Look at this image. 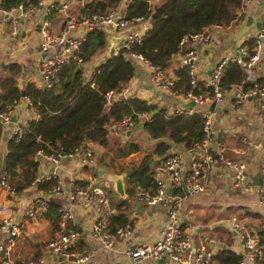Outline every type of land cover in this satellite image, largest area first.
<instances>
[{
	"label": "built area",
	"instance_id": "1",
	"mask_svg": "<svg viewBox=\"0 0 264 264\" xmlns=\"http://www.w3.org/2000/svg\"><path fill=\"white\" fill-rule=\"evenodd\" d=\"M1 1L0 13L8 16L11 34L18 32L22 18L42 12L41 41L37 50L40 55L38 64L39 86L50 87L54 85L59 80L61 70L71 61L72 57L75 56L76 61L81 63L82 58L78 55V51L88 31L95 28L110 27L109 25L114 23L116 29L122 32L115 53L118 49H123L128 57L143 61L148 67L149 79L155 86L169 89L176 95L182 94L188 100L193 99L196 104L208 101L214 106L221 105L227 101L229 94L234 96L236 106L253 99L258 105V118L264 122V80L255 79L254 69L264 53V11L260 18V24L255 28L249 41L237 44L232 55L222 57L210 67L208 85L211 88V94L204 97L193 91L198 83L199 47L212 42L215 28L240 22L247 13L249 0L241 1L235 17L229 24L216 23L200 31L188 32L181 36L178 44L180 49L185 48V50L182 52L180 62L188 66L191 86L185 92L176 87V78L169 76L164 68L151 63L146 57L133 50V46L140 41L144 32L139 25L141 17L125 18L124 11H118L115 8H109L102 12H74L70 9L71 1L74 0H61L60 2L59 0H38L37 4L19 3L9 8H4ZM55 8L60 13L61 28L58 31L52 29V23L48 19V15ZM230 62H235L242 68L244 78L241 82L225 88L221 84V76L224 67ZM95 68H91L86 78V81H90L91 85L93 84L92 76L96 71ZM246 81H251V85L247 88L243 86ZM128 90V85L108 90L105 93L107 103L110 104L114 95L127 97L129 95ZM23 100L24 104L28 105L30 103L29 98ZM20 102L21 100H12L5 110L0 111V120L4 127L11 122V116ZM182 111L192 112V107L187 109L177 107L174 112L180 113ZM197 112L203 117V135L199 141L186 148L190 153V158L186 161L181 152H171L162 161L164 174L156 180V189L152 194L145 193V200L148 203L165 205L167 219L152 243L141 245L127 243L124 264H143L146 259L162 261L165 259L166 262L182 264H208L213 257V251L208 246L193 244L189 232H187L189 225L181 217L184 201L206 189L208 172L217 163H223L230 168L236 187L249 190L254 185L248 173L246 162L242 159L226 157L220 141L215 139L213 120L216 111L214 107L198 110ZM138 116L148 119L149 113L142 111L138 113ZM115 124L130 131L136 127L130 116L123 117ZM26 128V123H17L12 133L20 135ZM242 139L246 142L245 137ZM92 143V141H87L81 148H76L68 153H46L43 149H38L33 156L34 160L38 162L35 183L33 184L51 177H57L59 170L62 169L64 159H74V167H87L92 173L84 182H78L79 179L75 178L68 179L67 197L71 203L77 201L82 207L93 211L92 235L103 246L111 249L119 238L125 237L131 232V224L127 221L114 231L107 229L108 194L105 186L97 179L98 176L95 173L97 156L92 148ZM47 163L53 165L52 171H46L45 166ZM256 186L258 201L264 207V164L259 167V182ZM0 187L10 193L15 192L4 169L0 171ZM167 187L169 192L166 190ZM47 191L59 194L64 189L62 183L58 181L55 186ZM46 208L47 201L37 200L28 205L26 213L30 217H36L39 213L44 212ZM59 210V227L45 242L47 252L57 259L75 262L85 261L87 264H91L88 261L90 252L86 249L78 250L75 245L78 230L75 227L71 204L59 205ZM228 221L238 232L241 241V251H237L240 255L238 264L247 262L258 264L264 260V231L261 236L256 232H251L244 223L235 218H229ZM20 229V225L11 215L0 221V232L3 233L0 237V259H4V264H43L44 260L40 257H30L20 263H16L10 257L14 236L20 232ZM0 264L3 263L0 261Z\"/></svg>",
	"mask_w": 264,
	"mask_h": 264
},
{
	"label": "crops",
	"instance_id": "2",
	"mask_svg": "<svg viewBox=\"0 0 264 264\" xmlns=\"http://www.w3.org/2000/svg\"><path fill=\"white\" fill-rule=\"evenodd\" d=\"M61 0H59L60 2ZM91 0H74L71 1L70 9L74 12L82 11L81 9ZM131 0H120L111 8L118 11H124L125 7ZM238 7L233 8L234 14ZM247 13L252 17L253 23L260 21L264 11V0H249ZM50 13L48 19L53 26L60 25L59 12ZM42 16V12L32 14L22 18L17 33L11 34L9 31V19L5 14L0 13V80L11 73L10 64L17 63L20 67L16 75V85L21 89L27 82H33L39 86L38 64L40 55L37 53L41 41L40 26L37 29V22ZM50 16V17H49ZM243 17V18H244ZM240 22L231 23L227 26L215 28L213 40L205 46L201 52L199 47V57L197 61L198 80L208 85L209 69L222 57L230 56L234 52L237 44L249 41L255 28L258 25L251 24L242 34L235 37ZM41 25V24H40ZM140 28L145 30L148 27L147 21H139ZM109 35H121L122 32L106 27ZM108 40L109 37H108ZM180 49L174 56L172 63L165 67V72L169 76L177 78L174 68L180 64L182 52ZM105 52V51H104ZM103 52V53H104ZM101 56H97L91 64L83 66V75L86 80L91 68H95V61ZM132 58L134 71L130 79L123 85H128L129 95L127 97L138 96L146 99L149 103L155 104L159 109L163 108L167 113H173L177 107L182 108L181 104L188 101L182 94H174L169 89H163L155 86L149 79L147 65L138 58ZM255 79L264 80V53L261 59L254 67ZM118 95H114L116 98ZM125 97V98H127ZM113 99V98H112ZM22 99L19 106L16 107V122L8 123L3 130L0 138V171L4 166L6 155V140L14 130L17 123H26L32 117L33 111L23 103ZM192 111L213 108L216 115L213 120V130L215 139L219 140L223 146L224 154L231 159H242L247 164V170L252 176L264 164V122L258 118V105L255 100L249 99L240 106L234 104V96L229 94L228 99L221 105H212L205 101L191 106ZM149 113V112H148ZM152 114V113H151ZM150 117V113H149ZM144 119V118H141ZM149 119V118H148ZM113 135L122 139L134 137L138 139L141 145L139 151L133 152L126 157H113L111 152L97 143H92L97 156L95 173L105 186L108 196L107 211L109 216H113L120 211L124 205L121 202L126 198L128 206L125 207V213L131 224V232L125 237L119 238L114 247L109 249L92 235L91 226L93 222V211L82 207L77 201L71 203L67 197L68 179H79L78 182H84L92 172L87 167L77 168L73 165L74 159H64L62 169L59 170L57 179L62 183L64 191L59 194L39 189L36 184L24 188L22 191L10 193L0 187V221L8 215L14 217L20 225V232L14 236L11 245L10 257L16 262H23L30 257L39 256L44 260L43 264H87V262L66 261L55 259L54 255L47 252L45 242L58 230L53 226L44 212L39 213L36 217L27 215L29 204L37 200L65 206L71 204L74 213L75 227L78 230L76 237V247L78 250L86 249L90 252L89 260L91 264H124L125 248L127 243L134 245L152 243L159 234L161 226L167 219V208L163 204H150L145 200V192L137 190L130 197L120 196L114 191L111 185L106 183L108 172L125 173L126 176L132 169L134 163L139 162L151 151L148 148L147 133L140 127L135 128L130 133L126 128H120L113 124ZM135 131V132H134ZM246 138V142L243 141ZM155 138L152 139V142ZM157 141V140H156ZM105 149L104 153L101 150ZM171 152H181L183 157L188 161L190 153L183 145L172 144ZM154 159L159 157L154 155ZM47 163L46 171L49 169ZM52 165V164H51ZM150 165L154 171V178L157 180L163 176L164 170L161 164L151 162ZM186 167V166H185ZM49 171V170H48ZM71 173V174H70ZM83 179V180H82ZM126 177H124L125 181ZM253 182V181H252ZM257 185V184H256ZM255 184L249 190L236 187L231 170L223 163L214 164L208 172L206 189L194 196L188 197L182 205V219L189 225L187 232L194 245L202 244L208 246L213 255L221 248L229 246L235 251H241V241L238 232L228 221L229 218H235L244 223L251 232L257 231L264 223V207L259 203L257 197V186ZM127 184L125 183V191ZM259 212L261 216L254 213ZM59 223V220H58ZM69 224V223H68ZM257 226V227H255ZM264 230V229H263ZM257 233V232H256ZM3 233L0 232V237ZM4 264V259H0ZM264 264V260H262ZM143 264H182L176 262H166L162 260L146 259ZM245 264H256L247 262ZM260 264V263H258Z\"/></svg>",
	"mask_w": 264,
	"mask_h": 264
},
{
	"label": "trees",
	"instance_id": "3",
	"mask_svg": "<svg viewBox=\"0 0 264 264\" xmlns=\"http://www.w3.org/2000/svg\"><path fill=\"white\" fill-rule=\"evenodd\" d=\"M120 0H91L82 11H105ZM242 0H131L124 10L125 18L141 17L148 22L139 42L133 50L151 63L165 68L172 63L175 54L180 50L179 40L188 32L200 31L216 23L229 24L235 14L233 8L238 7ZM38 0H2L1 5L9 8L19 3H34ZM56 12L52 10L51 14ZM50 14V15H51ZM50 17V16H49ZM110 31L106 27L95 28L86 33L78 55L75 56L60 72L59 80L50 87L37 86L27 82L21 89L16 85V75L19 72L17 63L10 64L11 73L0 80V111L12 100L29 98L28 108L33 111L26 124L27 128L20 135L11 134L6 140V155L4 166L8 181L15 192L22 191L35 183L38 162L33 156L38 149L46 153L72 152L81 148L87 141H92L111 152L113 157H126L139 151L141 145L138 139L126 137L122 139L113 135V124L125 116H130L136 127L147 133L148 148L151 149L142 160L135 162L126 176L127 196L137 190L152 194L157 186L151 162L161 164L170 153L172 144L183 145L185 148L199 141L203 135V117L196 111L167 113L155 104L138 96L124 98L118 95L107 103L106 92L123 86L132 76L134 65L123 49L96 66L92 76L93 84L84 79L83 66L103 53L108 44ZM177 76L175 85L182 91L190 86V75L186 64L175 66ZM244 78L242 68L235 62L224 67L221 84L228 88L239 83ZM260 81H262L260 79ZM251 81L244 82V87ZM193 91L206 97L211 94L209 85L198 80ZM147 111L149 119H141L138 113ZM155 111V114H151ZM123 128V127H120ZM124 129V128H123ZM4 127L0 120V138ZM136 131V129H135ZM134 131V132H135ZM161 138L152 142L153 138ZM154 155L159 159L155 160ZM58 182L57 177H51L36 183L39 189L48 190ZM124 207L113 216H109L107 229L114 231L127 223L125 207L126 198L121 202ZM44 214L51 219L53 226L59 227V205L47 202ZM256 216L262 215L259 212ZM264 223L255 231L263 234ZM39 256H35L38 258ZM240 255L229 246L219 249L208 264H238ZM20 263V262H19ZM263 262H260L262 264Z\"/></svg>",
	"mask_w": 264,
	"mask_h": 264
},
{
	"label": "water",
	"instance_id": "4",
	"mask_svg": "<svg viewBox=\"0 0 264 264\" xmlns=\"http://www.w3.org/2000/svg\"><path fill=\"white\" fill-rule=\"evenodd\" d=\"M43 16H41L39 18V21L37 22V29H39V26L42 22ZM251 24H255V25H259L260 21H258L257 23H253L252 21V17L249 15H246L241 24L239 25L237 31L234 33V36L237 37L240 34H242ZM110 27H112L113 29H116V25L114 23L109 25ZM121 36L120 35H109V39H110V44L108 46L106 55L101 56L99 59H97L95 61V66H98L99 64H101L102 62H104L106 59H108L109 57H111L112 55L115 54V50H116V46L120 40ZM205 50V46L201 47V52H203ZM195 105V101L193 99H190L184 103L181 104V107L183 109H187V108H191V106ZM155 114V111L152 112V115ZM17 118V113L14 112L11 116V121L15 122ZM126 132L130 133L131 131L129 129L126 130ZM161 138H155L153 141L156 140H160ZM1 163V162H0ZM48 170L52 171L53 169V165L49 164L48 165ZM124 177H126L125 173H115V172H108L107 173V179L112 181V186L114 188V191L117 192L120 196H125L126 191H125V181H124ZM252 181L253 184H258L259 182V170L256 171V173L252 176ZM167 192H169V188H166ZM257 227V226H255ZM56 259V257H55Z\"/></svg>",
	"mask_w": 264,
	"mask_h": 264
},
{
	"label": "rangeland",
	"instance_id": "5",
	"mask_svg": "<svg viewBox=\"0 0 264 264\" xmlns=\"http://www.w3.org/2000/svg\"><path fill=\"white\" fill-rule=\"evenodd\" d=\"M61 27H60V25L58 24L57 26H53V30L54 31H58L59 29H60ZM109 44H110V40H108V44H107V47H106V49L103 51L104 53H102L101 55H106V52H107V49H108V46H109ZM104 151H105V149H103V150H101V153H104ZM95 155H96V153H95ZM105 181H106V183H108L109 185H111V182L109 181V180H106L105 179ZM241 222V221H240ZM242 223V222H241Z\"/></svg>",
	"mask_w": 264,
	"mask_h": 264
}]
</instances>
